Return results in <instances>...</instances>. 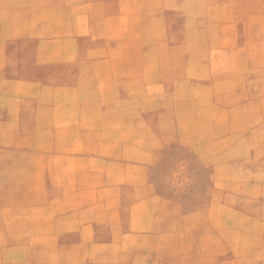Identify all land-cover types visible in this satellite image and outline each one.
Listing matches in <instances>:
<instances>
[{
  "label": "rangeland",
  "instance_id": "374dc122",
  "mask_svg": "<svg viewBox=\"0 0 264 264\" xmlns=\"http://www.w3.org/2000/svg\"><path fill=\"white\" fill-rule=\"evenodd\" d=\"M0 264H264V0H0Z\"/></svg>",
  "mask_w": 264,
  "mask_h": 264
}]
</instances>
